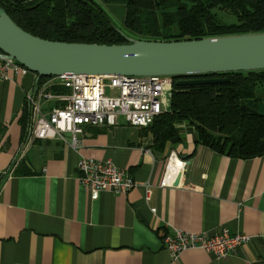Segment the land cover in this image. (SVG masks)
Returning <instances> with one entry per match:
<instances>
[{"label": "crops", "instance_id": "1", "mask_svg": "<svg viewBox=\"0 0 264 264\" xmlns=\"http://www.w3.org/2000/svg\"><path fill=\"white\" fill-rule=\"evenodd\" d=\"M35 81L30 70L0 78V264H264V154L234 157L197 143L186 122L177 124L182 140L159 147L149 126L123 119L86 126L77 148L31 138L28 97L43 86L65 91L50 79L35 90ZM172 150L187 166L177 186L160 187ZM83 157L110 160L137 185L91 199L79 180ZM224 227L251 237L225 258L199 248L173 257L162 240L176 229Z\"/></svg>", "mask_w": 264, "mask_h": 264}, {"label": "trees", "instance_id": "2", "mask_svg": "<svg viewBox=\"0 0 264 264\" xmlns=\"http://www.w3.org/2000/svg\"><path fill=\"white\" fill-rule=\"evenodd\" d=\"M125 6L123 32L136 38L171 41L264 32V0H102ZM10 17L42 38L99 44L127 42L95 0H0ZM227 13L235 21L222 17ZM230 78L215 84L177 85L169 106L152 124L154 144L180 141L177 124L194 127L197 143L234 157L264 154V69L181 76ZM52 76L41 77V83ZM52 89L57 90V87ZM25 125V124H24Z\"/></svg>", "mask_w": 264, "mask_h": 264}, {"label": "built area", "instance_id": "3", "mask_svg": "<svg viewBox=\"0 0 264 264\" xmlns=\"http://www.w3.org/2000/svg\"><path fill=\"white\" fill-rule=\"evenodd\" d=\"M0 52V78L10 72L25 74L29 69L15 58ZM65 91L52 92L41 87L35 97L29 96L32 107L30 137L60 139L77 148L86 126L116 125L121 119L136 127H146L166 110L167 97L174 78L163 75H93L72 74L49 78ZM110 91V92H109ZM54 102V104H53ZM69 135V137L66 136ZM176 165L171 168V164ZM187 161L172 150L165 163L160 187L175 186L183 174ZM79 180L88 189L91 199L102 191L123 194L137 185L134 178L110 160L83 157L78 162ZM150 200L151 185L144 184ZM156 211L155 208L152 209ZM251 237L242 232L232 233L228 228L209 234L176 229L162 236L165 248L173 257L187 249L199 248L225 258L246 245Z\"/></svg>", "mask_w": 264, "mask_h": 264}, {"label": "water", "instance_id": "4", "mask_svg": "<svg viewBox=\"0 0 264 264\" xmlns=\"http://www.w3.org/2000/svg\"><path fill=\"white\" fill-rule=\"evenodd\" d=\"M116 29L127 42L51 40L26 31L0 7V52L36 74L35 90L43 76L163 75L179 77L176 84L183 86L224 83L230 78L181 76L264 69V32L159 41L135 38ZM258 111L264 114V102L258 103ZM181 175L177 176L175 186Z\"/></svg>", "mask_w": 264, "mask_h": 264}, {"label": "rangeland", "instance_id": "5", "mask_svg": "<svg viewBox=\"0 0 264 264\" xmlns=\"http://www.w3.org/2000/svg\"><path fill=\"white\" fill-rule=\"evenodd\" d=\"M98 3L102 5V7L107 11V13L110 15L114 25L116 27H122V21L124 19L125 15V6L121 3H115V2H110L106 3L103 2L102 0H95ZM222 17L227 20V21H235V18L227 13H222ZM125 34L135 37L134 34L132 33H126ZM136 38V37H135ZM110 92V91H109Z\"/></svg>", "mask_w": 264, "mask_h": 264}, {"label": "bare ground", "instance_id": "6", "mask_svg": "<svg viewBox=\"0 0 264 264\" xmlns=\"http://www.w3.org/2000/svg\"><path fill=\"white\" fill-rule=\"evenodd\" d=\"M172 167H174V169H176V165H175V166H173V163L171 164V168H172Z\"/></svg>", "mask_w": 264, "mask_h": 264}]
</instances>
